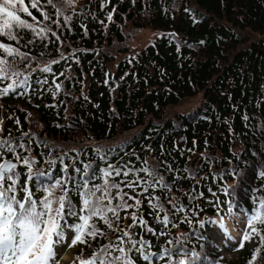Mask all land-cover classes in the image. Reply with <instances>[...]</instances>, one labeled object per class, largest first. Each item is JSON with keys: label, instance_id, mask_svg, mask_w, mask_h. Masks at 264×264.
<instances>
[{"label": "snow or ice", "instance_id": "1", "mask_svg": "<svg viewBox=\"0 0 264 264\" xmlns=\"http://www.w3.org/2000/svg\"><path fill=\"white\" fill-rule=\"evenodd\" d=\"M85 2L91 4L92 0ZM136 2L130 0L132 5ZM108 5L109 0H99L101 12ZM143 5L142 11H149L147 0H143ZM176 7V0H171L164 11L171 16ZM115 11L116 5H112L111 10L106 11L105 20H97L96 11H90L88 16L94 23L107 28ZM86 21L77 0H0V97H26L31 102L33 97L40 100L50 94L53 102L44 107H59L57 95L61 92L65 96L71 95L70 89L64 87V80L71 82L73 63L80 65L81 57L77 53L92 51L72 47L64 38V31L73 34V24L76 23L86 38L89 34ZM192 23H198V20L193 19ZM163 35L156 34L157 38ZM175 37V32L167 34L169 42L175 41L179 52L182 44ZM184 44L194 48L197 44L206 45V41L201 39ZM49 45H53L58 54L55 58L50 56ZM40 46L43 50L38 55L33 54V50ZM65 47L71 50L65 51ZM135 59L133 56L132 60ZM132 60L128 63L131 64ZM61 61L63 67L54 71L52 66L60 65ZM160 72L163 74L164 70L160 69ZM80 75H85L82 68ZM128 75L124 72L119 80L123 81ZM131 75L137 78L135 73ZM79 83L83 87L84 81ZM103 83L109 85L110 82L105 79ZM188 83L191 85L192 81ZM115 87L118 85L113 80L109 91ZM261 88L264 89V85ZM171 91L165 88L166 93ZM81 95L84 101H88V96L83 92ZM260 100H264V96L256 103ZM63 103L61 100L60 104ZM232 108L235 111L237 106L232 105ZM108 111L111 126V118L118 120L120 114L114 108ZM241 118L244 122L250 120L246 111ZM24 120L28 121L29 116L26 115ZM14 123L18 131L16 135L10 130L5 134L0 128V264H60L61 252L77 244L86 247L81 249L74 264H198L207 259L202 250L188 246L187 232L165 239L157 251L153 250V242L145 238L146 234L159 241L171 235L169 228L175 229L177 222L186 224L197 235L198 241L207 237L221 243L227 239L234 241L237 249L258 237L259 245L250 252L246 264H264V197L255 195L257 189L253 187L250 189L253 195L249 211L239 207L236 189L238 183L246 181L243 169L236 171L229 165L221 172H211L216 188H207L211 196L208 199L203 191L198 190L203 187L201 181L209 179L203 173L190 191H182L179 186L173 189L181 179L195 180L202 165L179 169L168 160L155 156L151 162L141 158V152L151 154L154 151L152 134L158 131L155 126L144 134L139 149L129 147L114 156L112 147L95 142L77 147L49 144L30 130H22L19 118ZM80 123H84L83 119ZM224 123H228L227 118ZM250 126L253 128L251 135L264 138V123ZM232 132L229 127V133ZM184 140L182 136L172 142L173 150L181 156L185 151L193 152L196 146L193 138L192 147L186 149L181 144ZM35 148L40 149L39 158L33 154ZM159 155H165L163 142L159 145ZM201 156L203 161H210L203 153ZM224 173L239 177V180L233 178L231 184L219 183ZM258 175L264 181V170ZM261 188L264 189V184ZM158 192L164 193L163 199ZM202 198L215 210L214 217L206 213L200 215L202 206L193 202ZM145 204L150 211L146 212ZM148 216L151 221L146 218ZM209 225L211 229L207 227ZM197 228L203 231L197 233ZM229 228L236 233L235 236L229 233ZM110 233L115 234L114 237ZM199 247L203 249L205 245L200 243Z\"/></svg>", "mask_w": 264, "mask_h": 264}, {"label": "trees", "instance_id": "2", "mask_svg": "<svg viewBox=\"0 0 264 264\" xmlns=\"http://www.w3.org/2000/svg\"><path fill=\"white\" fill-rule=\"evenodd\" d=\"M79 1L78 8H82L87 17L88 37L85 38L74 23L73 34L69 35L65 29L64 38L72 47L92 51L77 53L81 57L80 65L73 63L72 81L64 80V87L70 89L71 95L59 93L57 108L44 107L53 102L50 94H45L40 100L33 97L31 102L26 97H0V128L4 133L10 130L13 135L18 134L14 120L19 118L22 130H30L49 144L77 147L95 142L112 147L115 156L129 147L139 149L144 134L155 126L158 131L152 134L154 151L151 154L141 152L142 159L151 162L155 156L168 160L179 169L202 165L195 180L181 179L173 185L174 190L179 186L182 191H190L203 173L209 179L201 181L203 187L198 190L211 199L207 188L211 186L215 189L216 184L212 183L210 173L221 172L232 165L236 171L244 170L246 181L238 183L236 198L239 207L249 211L253 195L251 188L257 189L255 195L264 197V189L261 188L264 181L258 175L260 170H264V138L251 135L253 128L250 126L264 123V100L256 103L264 96V89L261 88L264 85V0H176L177 7L172 10L171 16L164 11L171 0H147V12L142 11L143 0H137L135 5L130 0H109L103 12L99 10V0H92L91 4L85 2L83 6ZM112 5H116V11L107 28L94 23L88 16L90 11H96V19L105 20L106 11L111 10ZM185 8L189 11L185 12ZM193 19L198 23H192ZM145 28L161 30L164 35L155 37L139 49H132L133 36ZM170 32H175V39L181 41L179 52L175 41L170 43L167 38ZM201 39L206 41V45L197 44L188 48L184 44ZM49 48L51 58H55L58 54L54 46L49 45ZM42 50L40 46L33 50V54L38 55ZM64 50L71 49L65 47ZM133 56H136L135 60H132ZM129 60H132L131 64ZM63 63L53 65L54 71H59ZM81 68L85 73L83 76L80 75ZM160 69L164 70L163 74ZM89 72L92 74L88 75ZM124 72L129 75L120 81L119 77ZM132 73L136 74V79ZM58 79L63 80V77ZM105 79L109 80V85L103 83ZM81 80L84 81L83 87L79 83ZM113 80L118 87L110 92ZM166 87L172 90L171 93L165 92ZM81 92L88 96V101H84ZM61 100L63 104H60ZM93 104L97 107L94 108ZM232 105L237 106L235 111ZM110 108L120 114L118 120L111 118V126L108 123ZM245 111L250 117L248 122L241 118ZM26 115L29 116L28 121L24 120ZM225 118L227 124L224 123ZM81 119L84 123H80ZM229 127L233 129L232 134ZM256 131L259 132V128ZM182 136L185 140L181 144L186 149L192 147L193 138L196 140L195 150L185 151L183 156L172 148L173 140ZM161 142L165 146L163 157L159 155ZM39 151L35 148L33 153L38 158ZM201 153L210 161H203ZM233 178L239 180V177L224 173L223 179L218 182L231 184ZM157 194L163 199V192ZM183 200L187 202L186 198ZM193 203L202 206L200 215L215 213L203 198ZM144 207L146 212L150 211L146 204ZM146 218L151 221L150 216ZM104 230L108 231L106 227ZM202 231L197 228V233ZM169 232L168 239L178 233H188V246L202 250L207 257L198 264L216 262L217 251L207 237L198 241L197 235L186 224L179 222L175 229L169 228ZM109 235L114 237L115 234ZM145 238L152 240L154 251L164 241L163 238L157 241L150 234H146ZM253 240L254 246L240 251L238 259L223 260L221 264H246L250 252L259 245L258 237ZM200 243L205 245L203 249H200ZM85 247L76 245L72 264Z\"/></svg>", "mask_w": 264, "mask_h": 264}, {"label": "rangeland", "instance_id": "3", "mask_svg": "<svg viewBox=\"0 0 264 264\" xmlns=\"http://www.w3.org/2000/svg\"><path fill=\"white\" fill-rule=\"evenodd\" d=\"M84 3H85L84 0L79 1V4L82 6L84 5ZM157 33H161V30L152 29V28H145V29H142L141 31H138L133 36L130 47L132 49H139V48L143 47L144 45L149 44L151 41L154 40L155 37H157L156 36ZM208 228L211 229V225H209ZM229 231L232 232V230H229ZM224 241L225 240H223L221 243H218V244H220L221 253L224 256H226L227 258H236L237 257V253H236L237 248H235V246H234L235 242L226 240V242L224 244L223 243ZM228 242L231 243V246H229V247L226 246L228 244ZM245 244H247L248 246L251 245L252 240L246 241ZM73 253H74V250L72 251V248H71V251L68 248H65V250L63 252H61V254L59 256L60 264L67 263V261L72 260Z\"/></svg>", "mask_w": 264, "mask_h": 264}, {"label": "bare ground", "instance_id": "4", "mask_svg": "<svg viewBox=\"0 0 264 264\" xmlns=\"http://www.w3.org/2000/svg\"><path fill=\"white\" fill-rule=\"evenodd\" d=\"M230 230H232L231 228H229ZM68 259V258H67Z\"/></svg>", "mask_w": 264, "mask_h": 264}]
</instances>
